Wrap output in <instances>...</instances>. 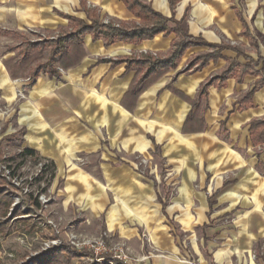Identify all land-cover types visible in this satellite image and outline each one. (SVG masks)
<instances>
[{
  "label": "crops",
  "instance_id": "1",
  "mask_svg": "<svg viewBox=\"0 0 264 264\" xmlns=\"http://www.w3.org/2000/svg\"><path fill=\"white\" fill-rule=\"evenodd\" d=\"M16 1L11 33L22 37L20 30L33 27L43 34L31 31L37 38L0 56V96L9 106L0 152L2 141L20 135L23 149L53 165L64 194L78 196L80 236L105 233L109 243L144 257L138 264H190V257L199 264H264V143L250 138V123L264 119V0H176L173 7L143 0L179 23V35L173 22L168 35L138 44L106 45L86 34L79 63L33 80L12 79L4 65L24 41L56 39L71 29L67 17L90 24L89 14L126 26L139 19L122 0ZM1 29L0 35L10 32ZM180 35L188 45L174 67L139 83L146 58H167ZM211 54L205 63L194 61ZM232 66L247 73L219 85ZM150 149L180 179L170 202L167 181L147 178L129 162ZM84 155L91 165L83 169L76 161ZM228 172L236 174L225 180ZM196 179L207 180L200 191L192 188ZM178 231L189 233L188 250Z\"/></svg>",
  "mask_w": 264,
  "mask_h": 264
},
{
  "label": "rangeland",
  "instance_id": "2",
  "mask_svg": "<svg viewBox=\"0 0 264 264\" xmlns=\"http://www.w3.org/2000/svg\"><path fill=\"white\" fill-rule=\"evenodd\" d=\"M16 3V0H0V29L2 27L4 30H15L16 24L13 13L16 12ZM31 31L43 34L39 29L29 27L19 31L24 35L22 37L13 35L12 31L0 35V56L6 53L8 47L16 45L24 39L37 38V35L33 36ZM22 83V88L18 90V100L24 98L28 89V82ZM8 112L9 106L4 103L0 96V139L3 137V129L9 116ZM1 150L4 162L0 164V175L14 185L7 189L13 199L11 210L18 208L19 217L24 218V221L16 222L14 221L15 218L12 219L11 222L15 223L13 231L0 234V264H32L38 255L45 254L51 248H57L61 245L71 247L69 242L71 236L81 238L82 221L76 211L78 206L74 203L78 196L64 194L62 183H58L57 178H54L57 172L53 165L50 168V162L38 157L36 159L26 158L22 161L20 157H17L23 150L20 135L12 141H2ZM118 154L122 155L121 153ZM159 154L160 151L155 149H150L145 154L134 153L130 155L129 162L135 171L141 175L160 183L163 180L167 181V202H170L177 195L180 179L166 162L158 158ZM44 165L48 167L46 168ZM76 165L84 169L90 167L91 163L84 155L78 157ZM92 172L94 171L91 169L87 170L89 175ZM235 174V172H228L223 177L228 180ZM206 182L207 180L202 182L201 179H196L192 188L195 191H200L206 186ZM160 191L162 194L164 193L162 186H160ZM33 198L38 199L41 205L40 209L32 207ZM66 200L69 202L66 203ZM9 217L12 216L9 215ZM229 220L230 218H228ZM95 222L99 221L96 220ZM99 229L104 228L97 226V231ZM178 233L185 240V249L188 250V240L184 236H188L189 233L183 231H178ZM195 233L198 237L200 230L196 229ZM53 241L60 242L61 245L55 244ZM106 242L109 243V240L106 239ZM189 262L190 264H199L197 259L191 257ZM72 264H75V260L72 261Z\"/></svg>",
  "mask_w": 264,
  "mask_h": 264
},
{
  "label": "trees",
  "instance_id": "3",
  "mask_svg": "<svg viewBox=\"0 0 264 264\" xmlns=\"http://www.w3.org/2000/svg\"><path fill=\"white\" fill-rule=\"evenodd\" d=\"M122 1L127 9L139 19L138 25L133 23L130 26H126L125 24H115L111 21L104 23L94 15L89 14L87 15V19L90 21V24L72 17H67L69 27L71 28L70 30L63 31L53 40H44L43 42L37 43L24 41V45L19 49L18 53L4 61L10 77L12 79L26 78L25 76L29 75L30 80H33L39 73L43 72H46L49 76H59L58 68L66 70L79 63L85 56L82 43L86 34L91 35L93 40L102 38L106 45H108L116 42L138 44L144 40H150L160 33L168 35L171 31L168 28L169 22L174 23L176 34L180 32L179 23L166 19L154 12L143 0ZM169 1L172 7L176 3V0ZM180 37L181 40L174 43L175 49L167 58H146L145 63H148L147 70L143 75L145 77L140 79L139 83H143L145 79H155L174 67L175 62L180 58L188 45V37L184 35H180ZM213 55L216 54L200 56L194 61L202 60V63H205L207 57H213ZM55 62L57 63L55 64ZM246 73L245 67L239 69L237 66H232L222 73L220 79H217L219 85H221L229 77L236 76L240 79ZM215 80L213 79L202 86L200 94L207 86L213 84ZM139 83L135 85L136 88L139 87ZM142 87L140 86V89ZM250 138L254 144L264 143V119L255 120L250 123ZM17 157H20L22 161L26 158H37L35 153L28 149H23ZM2 162H4V159H2V153L0 152V164ZM44 167L47 168L48 166L44 165ZM51 167L52 164H50ZM9 186L14 185L0 175V234L13 231L15 223L13 221L11 222L12 219L15 218L14 221L16 222L24 221V218L19 217L20 211L18 208L11 210L13 199L11 193L7 190ZM31 205L34 209L41 208L37 198L32 199ZM9 215L12 217L10 218ZM85 254L86 252L82 251L80 253L73 246L61 245L57 248L49 249L45 254L38 255L32 261V264H72V261L77 257Z\"/></svg>",
  "mask_w": 264,
  "mask_h": 264
},
{
  "label": "built area",
  "instance_id": "4",
  "mask_svg": "<svg viewBox=\"0 0 264 264\" xmlns=\"http://www.w3.org/2000/svg\"><path fill=\"white\" fill-rule=\"evenodd\" d=\"M106 238L105 233L92 239L71 236L69 241L71 246L80 253L86 252L85 255L76 258L75 264H138L144 260V257L133 256L124 243H107ZM53 242L61 245L60 242Z\"/></svg>",
  "mask_w": 264,
  "mask_h": 264
}]
</instances>
